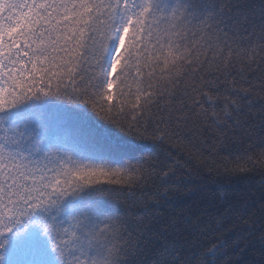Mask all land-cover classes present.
<instances>
[{"label":"snow or ice","instance_id":"obj_1","mask_svg":"<svg viewBox=\"0 0 264 264\" xmlns=\"http://www.w3.org/2000/svg\"><path fill=\"white\" fill-rule=\"evenodd\" d=\"M264 0H0V264H264Z\"/></svg>","mask_w":264,"mask_h":264},{"label":"trees","instance_id":"obj_2","mask_svg":"<svg viewBox=\"0 0 264 264\" xmlns=\"http://www.w3.org/2000/svg\"><path fill=\"white\" fill-rule=\"evenodd\" d=\"M216 183L211 184L210 187L220 190V189H236L243 190L259 198L262 193H264V184L261 183V177L257 174H251L248 178L236 180L231 177H215Z\"/></svg>","mask_w":264,"mask_h":264}]
</instances>
